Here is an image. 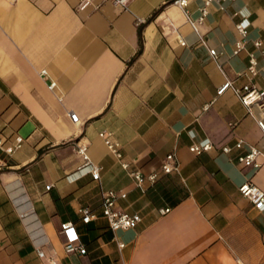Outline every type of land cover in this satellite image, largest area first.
<instances>
[{
	"label": "crops",
	"instance_id": "crops-1",
	"mask_svg": "<svg viewBox=\"0 0 264 264\" xmlns=\"http://www.w3.org/2000/svg\"><path fill=\"white\" fill-rule=\"evenodd\" d=\"M79 1L0 0V137H23L13 154L0 153V264H264V212L238 190L250 180L264 191V163L239 164L246 146L221 151L237 139L264 148L261 132L231 90L216 93L227 79L247 81L237 76L246 53L232 54L235 24L264 46V0L211 5L199 33L173 0H130L126 9ZM203 1L188 0L192 18ZM254 82L262 86L261 74ZM101 131L119 142L129 170L157 171V180L136 187ZM77 142L102 166L99 179L79 168ZM208 142L209 151L189 150ZM169 153L179 171L162 173ZM106 189L125 191L117 206L141 222L111 230L100 207ZM81 206L97 217L82 223ZM66 221L84 254L65 251Z\"/></svg>",
	"mask_w": 264,
	"mask_h": 264
},
{
	"label": "built area",
	"instance_id": "built-area-1",
	"mask_svg": "<svg viewBox=\"0 0 264 264\" xmlns=\"http://www.w3.org/2000/svg\"><path fill=\"white\" fill-rule=\"evenodd\" d=\"M92 1L93 0H80L77 7L81 9L89 5ZM109 1L126 9L130 0ZM229 1L234 0H204L200 8V15L195 19L190 16L189 11L187 10L188 0H173L172 2L182 11L186 22L191 26L193 31L199 33L198 26L205 19L209 7L215 4L220 9H223L224 4ZM235 29L237 31L238 38L234 43L232 54L239 55L240 53L245 52L247 55L246 68L243 71L237 73V76H243L247 81L241 85H236L232 80L227 79L217 88L216 93L217 95H221L229 89L237 96L239 101L246 107L247 113L255 120V123L261 132L264 147V71L260 68V64L264 65V46L262 40L258 38L252 40L249 39L248 29L242 23L237 22L235 24ZM200 40L202 43H205L202 37H200ZM249 42L253 47L251 50L247 48V44ZM208 52L211 58L216 62L217 66L221 67L220 62L218 61L219 52L214 48H210ZM42 72L45 73L44 70ZM259 74L262 76V86H258L254 82V78ZM53 85L54 83H51L50 87H53ZM253 106L258 107L259 110L257 114L252 112ZM68 114L71 121L74 123H79L78 115L75 112L70 111ZM98 136L103 140L109 151L120 161L121 166L124 169L129 170V163L123 160L121 146L118 141L112 138L111 132L101 131L98 133ZM22 142L23 137L21 135H15L13 140H7L3 137H0V153H2L4 157L10 156L21 147ZM244 146L247 147V152L237 157L238 163L245 167H260L264 163V148L247 144L243 139H237L233 146H222L221 151L223 153H229L233 147L240 149ZM212 148L213 145L209 142L201 145L192 144L189 146V150L197 155L205 151H209ZM74 149L82 158V163L80 164L79 168L88 167L92 177L94 179H99L102 166L91 161L87 152V146L77 142L75 143ZM173 171H179L178 160L174 153H169L165 156L161 163V172L171 173ZM129 175L133 179L135 186L144 191L146 182L154 183L159 176V172L153 171L149 174H143L138 170H129ZM49 187L50 186L47 185L46 189H49ZM238 190L245 199L252 203L253 207L258 212H264V191L259 189L254 184V182L250 180L245 181L239 185ZM100 196L101 215L106 219L108 227L111 230L116 231L119 229H131L141 222L142 217L139 213H130L117 206L118 200L126 196L125 191L106 189L101 190ZM168 211L169 208L160 209V213L162 214ZM78 213L80 214L81 222L84 224L89 223V221L97 217L95 211L88 206L79 207ZM61 230L64 233H68L69 231L72 232V234L68 236V241L64 246L66 252H76L79 254H84L86 252L85 247L77 243L78 235L76 234L74 230V224L71 221L62 223ZM119 247H123V243H119ZM38 255L42 257L43 252L39 250ZM230 264L245 263L239 259H236Z\"/></svg>",
	"mask_w": 264,
	"mask_h": 264
},
{
	"label": "bare ground",
	"instance_id": "bare-ground-1",
	"mask_svg": "<svg viewBox=\"0 0 264 264\" xmlns=\"http://www.w3.org/2000/svg\"><path fill=\"white\" fill-rule=\"evenodd\" d=\"M11 195H12V197H16L17 196V192L16 191H11Z\"/></svg>",
	"mask_w": 264,
	"mask_h": 264
}]
</instances>
